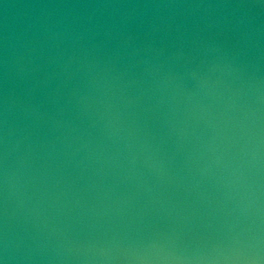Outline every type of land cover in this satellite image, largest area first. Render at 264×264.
Instances as JSON below:
<instances>
[{
    "label": "water",
    "instance_id": "water-1",
    "mask_svg": "<svg viewBox=\"0 0 264 264\" xmlns=\"http://www.w3.org/2000/svg\"><path fill=\"white\" fill-rule=\"evenodd\" d=\"M3 264H264V0H0Z\"/></svg>",
    "mask_w": 264,
    "mask_h": 264
},
{
    "label": "snow or ice",
    "instance_id": "snow-or-ice-1",
    "mask_svg": "<svg viewBox=\"0 0 264 264\" xmlns=\"http://www.w3.org/2000/svg\"><path fill=\"white\" fill-rule=\"evenodd\" d=\"M0 264H3V262H2V261H0Z\"/></svg>",
    "mask_w": 264,
    "mask_h": 264
}]
</instances>
